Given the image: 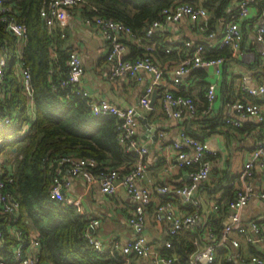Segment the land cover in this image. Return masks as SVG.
<instances>
[{
  "label": "built area",
  "instance_id": "built-area-1",
  "mask_svg": "<svg viewBox=\"0 0 264 264\" xmlns=\"http://www.w3.org/2000/svg\"><path fill=\"white\" fill-rule=\"evenodd\" d=\"M87 5V0H46L40 8L42 24L48 31L61 29L62 17L74 9L78 10ZM235 8L228 20H220V29L209 26L210 13L207 7L193 2H181L169 5L160 10L155 18L144 30L146 37H151L158 27L161 29L168 21L187 19L194 24L198 32L203 33L202 39H183L172 41L164 47L165 52H174L178 59L171 70L161 66L154 59L155 43L139 37L130 27L112 18L93 14L83 18L86 25L93 27L99 34L106 47L105 58L110 66L109 77H123L127 80H140V70L150 75L149 82L144 85L134 105L122 107L106 99L95 98L93 93L83 86V64L78 51L68 48L66 65L67 74L59 80L61 87H71L85 99L89 111L93 115L111 113L117 118V140L126 153H133L134 159L119 167L97 168V161L93 157L80 156L73 153H62L50 159L48 167L51 172L49 182V197L62 204L74 202L69 193L72 179L82 181L88 188L96 187L104 194H112L116 185L126 191L135 205L131 207L127 222L134 233V237L123 243H113L112 249L121 255L136 253L148 258L153 264H172L177 255H165L160 248L148 243L143 235L145 206L149 203L152 191L168 195V200L156 204V215H163L168 235H174L183 228L204 229V213L201 209L200 196L197 193L199 184L210 178L211 158L216 154L206 139H199L189 134L183 127L177 132V138L171 142L174 164L185 168L186 181L178 185L159 184L150 186L142 183L146 169L143 156L148 148L139 142L137 128L140 125V110H154L150 104L153 90H158L160 100L159 109L167 117L179 118L183 114L205 117L217 113L215 100L217 89L221 84L226 67L225 56H206V47L227 48L232 58L242 57L244 49V35L248 21L253 19L254 39L259 43L256 59L264 72V0H231L227 11ZM248 20V21H246ZM0 21L5 29L11 33L17 43L14 58V73L20 83L21 90L27 98L26 111L30 118L34 117L33 89L30 82L29 66L21 57V46L27 37L26 26L16 18V11L0 0ZM64 36V32H61ZM128 43L134 44L140 53L129 55ZM7 61L5 48L0 51V99L8 97L9 87L3 85V72ZM212 67L211 78L207 79V86L201 100H196L191 93H181L178 88L185 82L186 77L194 69ZM52 70V68L50 69ZM229 75V74H228ZM237 83L223 98L224 106L232 114H225L221 122L240 127L241 119H252L255 122L254 141L247 159L243 162L239 172L240 185L232 190V197L219 204L212 201L210 208L213 213L223 208L226 221L222 225L217 237L210 226L202 233L205 243L188 256L189 264H264V255L251 254L247 259L239 247L240 241L233 235H240L248 244L264 243V219L242 221L240 211L250 198L257 197L264 201V186L255 188L253 169L259 168L264 176V80L248 82L245 74L237 75ZM241 94V95H240ZM9 120L4 117V122ZM152 126L144 128L146 138L155 141L156 137H163V130H154ZM26 127L19 129L11 138H19L26 132ZM2 138H0V142ZM13 181V170L8 164L0 162V211L6 216L5 231L0 227V264H50L49 261L38 257L40 243L34 231H24L17 223L20 203L9 184ZM177 195L182 203L187 205V211L175 213L170 199ZM98 219L91 217L87 220L83 235L88 245L98 255L107 252V246L97 232ZM217 247H227L224 263L216 258ZM235 249V250H234Z\"/></svg>",
  "mask_w": 264,
  "mask_h": 264
},
{
  "label": "trees",
  "instance_id": "trees-1",
  "mask_svg": "<svg viewBox=\"0 0 264 264\" xmlns=\"http://www.w3.org/2000/svg\"><path fill=\"white\" fill-rule=\"evenodd\" d=\"M44 1L46 0H4L5 4H10L16 11V18L27 29L26 40L21 46V57L30 70L33 118H30L26 111L27 98L14 73L13 61L17 43L0 21V51L5 48L7 53L2 81L3 85L9 87L10 92L8 97L0 99V162L5 165L9 161L8 165L13 170V181L8 186L20 203L17 223L24 231L32 230L36 233L40 243L38 257L49 261L50 264H124L117 250L111 255H98L91 249L83 235L88 218L75 201L62 204L49 197L51 172L48 163L54 156L73 153L93 157L97 161V168L102 169L105 166L111 168L126 165L133 160L134 154L126 153L118 143V120L114 114H91L85 99L71 90V87L60 86L59 80L67 74L68 47L60 45V31L50 32L42 24L39 11ZM230 1L87 0V5L78 10L82 11L84 17L97 14L112 18L130 27L142 39L154 42L157 32L151 37H146L144 30L159 16L163 7L181 2L201 4L209 10L208 25L215 27L214 23H219L221 19L228 20L236 10L232 8L227 11ZM63 20L64 17L61 21ZM154 43V53L157 50L173 53L164 51L166 44H169L165 37H160ZM128 46L131 52H141L134 44L128 43ZM205 49L206 56L222 55L226 61L232 58L230 51L225 47ZM238 61L249 68H257L255 74L260 75L257 81L264 80L263 67L259 66L256 58L253 62ZM191 73H196L202 78L199 82V94L202 99L207 86L204 70L194 69ZM222 85L223 92H227L226 85ZM180 92L184 93L185 90L180 89ZM222 115L218 112L211 117L201 116L196 120L203 125L199 130L188 127L184 129L196 138L205 139L216 130L222 131V126L231 130L239 128L222 123ZM5 116L9 118L7 122H4ZM23 127L27 129L24 135L11 138ZM17 153H20V157ZM8 154H12V158ZM229 180L230 177L225 173L217 179L215 187L221 186L222 194L227 193L232 186L228 184ZM230 192L227 199L233 195L232 189ZM210 198L212 197L206 200ZM216 202L221 204V198H217ZM220 214L221 218L225 215L223 212ZM222 225L220 217L210 212L206 227L210 226L218 237ZM6 226V216L0 211V227L5 231ZM206 227L202 230L199 227L183 228L177 234H167V243L161 247V253L179 256L172 264H189L188 256L205 243L202 233ZM227 253V247H217L215 250L216 258H220L223 263Z\"/></svg>",
  "mask_w": 264,
  "mask_h": 264
},
{
  "label": "crops",
  "instance_id": "crops-1",
  "mask_svg": "<svg viewBox=\"0 0 264 264\" xmlns=\"http://www.w3.org/2000/svg\"><path fill=\"white\" fill-rule=\"evenodd\" d=\"M199 1L196 0V2ZM83 18L84 14L80 10L74 9L69 14H66L62 21L64 36H60V45L62 47L75 48L80 55L84 68L82 76L83 86L90 90L95 98H106L122 107L134 105L144 85L149 82V73L141 69L140 80H127L123 77L110 78V66L105 58V44L102 42L97 31L93 27L85 24ZM248 22L249 25H247L244 35L245 45L242 57L236 61L227 60L226 67H228V71H225L221 84L217 89L215 106L217 113L220 112L223 115L232 114V111L224 106L223 98L229 96L228 92L231 86L237 83V75L239 73L245 74L249 83L256 81L260 76L259 74H255L256 70L258 71L257 68H249L238 61L253 62L259 50V43L254 39L253 19H251V22ZM214 24H216L219 30L220 23L216 22ZM57 30L60 33L62 32L61 29ZM156 32L155 37L157 39L154 38L155 41H152L157 42L160 37H165L168 43L183 39L196 41L202 39L204 35L198 32L194 24L187 19L168 21L162 29L160 28ZM128 50V54L133 56L135 52H131L130 49ZM153 56L168 71V75L172 65L178 59L177 54L174 52L163 53L159 50ZM203 70L205 75L204 79L209 80L212 75V67ZM201 79L196 73H191L178 88L191 93L196 100H201L199 94V82ZM223 83L226 85V93L222 89ZM156 92L157 96L153 103L154 110H140V125L137 128L139 142L145 144L148 148L142 159L146 169L145 178L142 179V183L150 186L159 184H170L174 186L186 181V169L177 167L174 164L171 142L177 138V132L180 128L188 127L192 130H199L203 125L196 121L197 118L199 119L201 117L200 115L192 116L183 114L179 118L164 115L158 106L160 100L159 92L158 90ZM143 117H146L150 126L158 130H163L165 132L164 136L156 137L155 141L151 138H146L144 128L142 127ZM241 122L242 125L239 128H233L231 130L229 127L222 126V131L216 130L205 137L209 146L216 150V154L211 156L210 178L201 183L197 193L207 202L209 213L212 212L210 205L213 200L216 201L217 198H221V202L223 203L229 197L228 194L231 189L233 190L235 186L240 185L239 172L243 162L247 159L255 134V122L252 119H241ZM225 130L228 131L225 132ZM5 164H9V161ZM225 173L230 177L228 184L232 186L230 191L228 190L227 193L222 194V187L219 186L216 188L215 186L217 179L221 178ZM253 178L256 189L264 186L263 172L259 168L255 167L253 169ZM207 189L211 191V194H209ZM68 191L78 204V208L88 219L91 217L98 219L97 232L108 249L105 254L111 255L115 253V249H112L114 242L123 243L134 237V233L128 225L127 216L131 207L135 205V201L130 198L121 185H116L113 193L108 195L100 192L96 187L88 188L82 181L72 179V184ZM204 193L206 196H204ZM208 197L212 198L206 200ZM166 200H168V195L153 190L151 199L144 209L143 235L148 243L160 249L167 243V223L163 215H159L160 217L156 215V204ZM170 201L175 205L173 207L175 213L182 214L184 211H187V205H184L181 202L182 199L177 195L173 199H170ZM222 212L224 213L223 208L213 214L220 217L224 224L226 216L223 215L221 218L220 213ZM240 215L244 222L251 219H264V201L257 197L250 198L248 203L242 207ZM233 236L240 241L239 247L235 249L241 251L245 259L251 254L264 255V243L248 244L240 235L235 234ZM117 254L120 255L124 264H153L148 258L136 253H131L126 256Z\"/></svg>",
  "mask_w": 264,
  "mask_h": 264
},
{
  "label": "water",
  "instance_id": "water-1",
  "mask_svg": "<svg viewBox=\"0 0 264 264\" xmlns=\"http://www.w3.org/2000/svg\"><path fill=\"white\" fill-rule=\"evenodd\" d=\"M159 29H160V27H158L156 30H159ZM156 96H157V92H156V90H153V92L151 94V98H150V104L154 103V100H155ZM142 121H143V124H142L143 128H146L147 126H150V124L148 123L146 117H143ZM151 128L153 130L155 129V127H151ZM200 203H201L202 212L204 213V222L202 223L201 227H204L206 222H207L208 216H209V210H208V204L203 198H200Z\"/></svg>",
  "mask_w": 264,
  "mask_h": 264
},
{
  "label": "rangeland",
  "instance_id": "rangeland-1",
  "mask_svg": "<svg viewBox=\"0 0 264 264\" xmlns=\"http://www.w3.org/2000/svg\"><path fill=\"white\" fill-rule=\"evenodd\" d=\"M8 155H10L9 157L12 158V154H8ZM17 155L20 157V153L19 154L17 153ZM204 196H206L205 193Z\"/></svg>",
  "mask_w": 264,
  "mask_h": 264
}]
</instances>
